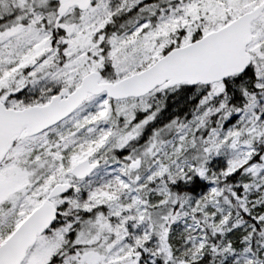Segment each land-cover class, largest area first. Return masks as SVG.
I'll return each instance as SVG.
<instances>
[{"label": "snow or ice", "instance_id": "snow-or-ice-1", "mask_svg": "<svg viewBox=\"0 0 264 264\" xmlns=\"http://www.w3.org/2000/svg\"><path fill=\"white\" fill-rule=\"evenodd\" d=\"M0 264H264V0H0Z\"/></svg>", "mask_w": 264, "mask_h": 264}]
</instances>
